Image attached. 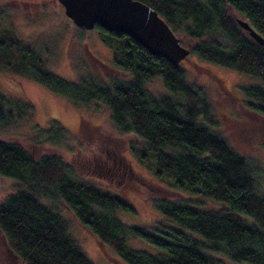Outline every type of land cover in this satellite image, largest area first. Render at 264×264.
I'll list each match as a JSON object with an SVG mask.
<instances>
[{
    "label": "trees",
    "instance_id": "trees-1",
    "mask_svg": "<svg viewBox=\"0 0 264 264\" xmlns=\"http://www.w3.org/2000/svg\"><path fill=\"white\" fill-rule=\"evenodd\" d=\"M140 1L164 19L190 53L258 79L260 84L241 91L248 108L264 111V45L230 14H240L264 38V0ZM7 2L13 9L29 4ZM94 27L108 40L120 42L115 48L107 44L112 63L98 60L115 73L86 70L79 51L84 42L81 27L69 46L72 79L50 66V52L42 58L31 41L13 37L8 30L0 33V70L31 78L85 110L92 103L103 104L113 129L133 132L145 141L157 178L225 206L196 209L180 200L149 196L146 200L159 217L143 227L123 224L114 212L132 210L127 199L81 180L59 155L34 157L19 142L4 139L2 134L16 126H27L23 134L39 144L60 145L67 136L56 124L39 127L30 122L31 106L0 90V176L12 180L0 201V233L7 248L21 264H95L73 237L61 209L65 206L108 248L110 254L104 247L102 252L116 264H218L217 251L233 262L264 264V193L257 170L200 122L202 118L210 123L202 88L189 82L179 66L150 54L127 35ZM74 57L79 59L74 62ZM119 71L125 77L119 78ZM155 73L170 94L153 95L146 89L144 83ZM129 238L143 239L158 251L129 248Z\"/></svg>",
    "mask_w": 264,
    "mask_h": 264
},
{
    "label": "rangeland",
    "instance_id": "rangeland-1",
    "mask_svg": "<svg viewBox=\"0 0 264 264\" xmlns=\"http://www.w3.org/2000/svg\"><path fill=\"white\" fill-rule=\"evenodd\" d=\"M20 1L29 4L24 9H13L7 0H0V9L3 8L4 12L0 14V33L8 30L13 37L31 41V45L40 50L42 58L50 52V66L66 79H72L74 72L68 52L77 27L64 14L57 0ZM230 14L232 17L242 18L238 13ZM82 31L84 42L80 44L79 51L82 52L86 70L90 71L94 67L99 71L115 73L114 69L99 65L98 60L105 64L112 63L111 47L115 48L120 42L108 40L95 27ZM78 59L74 57L73 60L75 62ZM178 66L184 70L189 82L204 91L210 123L202 118L200 122L218 133L230 147L255 166L259 190L264 193V111L248 108L241 91L242 87L260 84V81L234 69L203 60L194 53H189ZM116 74L119 78L125 77L123 72ZM144 85L153 95L170 94L159 73H155ZM0 90L6 97L19 102L25 101L31 106L30 122L39 127L56 124L67 136V140L60 145L47 142L39 144L33 142L34 138L31 141L29 137H25L23 132L27 126H16L17 128L2 134L4 139L19 142L34 157L46 153L59 155L81 180L101 191L127 199L132 210L114 212L123 224L143 227L151 219L159 217L146 200L149 196L180 200L196 209L225 206L220 201L188 188H172L164 177L157 178L154 174L153 157L146 150L145 141L133 132L120 133L113 129L103 104L92 103L85 110L31 78L1 70ZM11 188L12 180L0 176V201ZM61 209L68 219L73 237L85 255L95 264H116L102 252L104 247L105 253L110 254L108 248L102 247L91 232L78 224L65 206H61ZM1 238L0 233V247L4 241ZM125 243L132 249L149 253L158 251L143 239L129 238ZM215 257L218 264H248L233 262L220 251H217ZM0 264H6V260L0 258Z\"/></svg>",
    "mask_w": 264,
    "mask_h": 264
},
{
    "label": "water",
    "instance_id": "water-1",
    "mask_svg": "<svg viewBox=\"0 0 264 264\" xmlns=\"http://www.w3.org/2000/svg\"><path fill=\"white\" fill-rule=\"evenodd\" d=\"M57 1L75 26L88 30L98 25L112 33H123L174 67L190 53L189 48L179 43L164 19L140 0ZM235 21L256 43L264 45V38L247 20L235 17Z\"/></svg>",
    "mask_w": 264,
    "mask_h": 264
},
{
    "label": "flooded vegetation",
    "instance_id": "flooded-vegetation-1",
    "mask_svg": "<svg viewBox=\"0 0 264 264\" xmlns=\"http://www.w3.org/2000/svg\"><path fill=\"white\" fill-rule=\"evenodd\" d=\"M3 241V237L1 238ZM1 257L6 260V264H21L15 255H13L10 250L5 245V242L3 241V244L0 247Z\"/></svg>",
    "mask_w": 264,
    "mask_h": 264
}]
</instances>
